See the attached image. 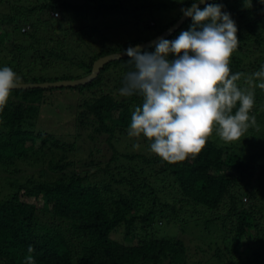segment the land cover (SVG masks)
Instances as JSON below:
<instances>
[{
    "label": "trees",
    "instance_id": "16d2710c",
    "mask_svg": "<svg viewBox=\"0 0 264 264\" xmlns=\"http://www.w3.org/2000/svg\"><path fill=\"white\" fill-rule=\"evenodd\" d=\"M123 1L35 0L28 8L26 0H0V67H11L21 84L85 78L98 59L162 35L193 2L136 0L130 15ZM210 3L223 4L237 25L230 67L249 87L246 77L264 65V0ZM90 12L114 24L135 15L129 23L139 34L120 44L94 41L79 55L75 48L101 32ZM128 60L105 65L85 85L12 91L0 112V188L7 189L0 191V264H27L29 255L35 264H264V90L254 88L256 124L239 141L213 134L194 159L170 164L147 138L128 135L142 104L119 95ZM65 89L80 97L75 141L29 129L47 95ZM191 228L201 229L203 244L189 241ZM168 229L178 232L162 233Z\"/></svg>",
    "mask_w": 264,
    "mask_h": 264
},
{
    "label": "clouds",
    "instance_id": "9594fccd",
    "mask_svg": "<svg viewBox=\"0 0 264 264\" xmlns=\"http://www.w3.org/2000/svg\"><path fill=\"white\" fill-rule=\"evenodd\" d=\"M247 4L251 7L252 0ZM223 9V4L193 0L190 7L181 8L192 21L188 30L172 40L160 38L152 51L140 45L125 50L132 67L119 95L142 98L131 114L128 135L147 138L150 151L170 164L194 159L213 134L232 143L256 124L250 112L254 88L264 90V65L246 77L249 87L238 85L245 74H233L230 67L240 42L238 28ZM20 85L21 78L11 67H0V112ZM33 251L29 246L28 252ZM26 260L35 264L30 255Z\"/></svg>",
    "mask_w": 264,
    "mask_h": 264
},
{
    "label": "rangeland",
    "instance_id": "374dc122",
    "mask_svg": "<svg viewBox=\"0 0 264 264\" xmlns=\"http://www.w3.org/2000/svg\"><path fill=\"white\" fill-rule=\"evenodd\" d=\"M70 1L75 2L76 0H70ZM77 1H80V0H77ZM139 1L143 2L145 0H139ZM26 2L28 5V8H31L32 6L37 4L35 3V0H26ZM123 3L127 4L128 8H130L128 10V13L130 15L133 14L134 10L132 9V6L136 5V0H124ZM133 16H129L131 17L128 19L129 22H132L134 20L132 19ZM95 18H96V14L93 12H90L89 20H94ZM101 21H108V22L111 21L110 23L113 24V27H109L110 23L108 25L102 24L100 23ZM112 21L113 19L111 18L109 19V17L108 18L105 17L104 19L100 20V22L94 20V23L96 25L100 24L98 26L101 32L98 35L94 36V38L92 39H89L88 37L86 42L82 43L81 45L82 48H80L81 49L80 51L77 50V48H75V44H74L76 53L79 55L87 54L85 50L87 49V47H91L94 41L96 42L102 41L101 42L102 45L108 44L107 41L111 42L112 44H120L122 42H125L127 40H130L138 36L139 33L136 32L135 28H133L132 26L133 24L131 25L129 22H125L124 24H119L118 22L117 24H114L116 22H112ZM144 21L146 22V19H144ZM105 28H109V29H105ZM104 30H107L104 33L106 37L104 40H101L100 37L103 35ZM95 48L98 49L97 47ZM57 94L59 96H57ZM47 96H50L49 101L47 102L46 105L42 106L37 120L34 121L33 125L29 126V129L35 128L38 131L49 132V133L55 134L58 137H63V138L75 141L74 136H70V135H72V132H71L72 126H73V122L75 121V113L77 111L76 109H77V105L79 102L78 100H80V97H77L75 93H73L71 90H68V89H65L61 92H57L56 94H52V95L49 94ZM85 156L86 155H84L83 157ZM0 191L7 193V189L5 188H0ZM177 232H178L177 230L174 231V230H169V229L166 231H162V233H165V234L166 233L171 234V233H177ZM188 235H189L188 237L191 238V239L188 238L189 241L193 242L194 245L203 244L202 241H203L204 235L201 232L200 228H191ZM203 264H206V263H203Z\"/></svg>",
    "mask_w": 264,
    "mask_h": 264
},
{
    "label": "water",
    "instance_id": "95a60500",
    "mask_svg": "<svg viewBox=\"0 0 264 264\" xmlns=\"http://www.w3.org/2000/svg\"><path fill=\"white\" fill-rule=\"evenodd\" d=\"M216 0H206L207 3L213 2ZM199 7L205 6L203 3H200L198 5ZM189 17H183L174 25L172 26L169 30L164 32L162 35L158 36L157 38L140 45L143 49H147L153 46V43L160 38H168L171 35H173L187 20ZM128 57L125 52L123 53H118V54H111L105 57H102L98 59L97 61L94 62L92 72L89 76L78 79V80H62V81H56V82H45V83H34V84H21L18 88L16 89H50V88H68V87H76L79 85H85L91 81H93L100 73L101 69L114 61L123 59ZM14 89V90H16Z\"/></svg>",
    "mask_w": 264,
    "mask_h": 264
},
{
    "label": "built area",
    "instance_id": "2783aa9c",
    "mask_svg": "<svg viewBox=\"0 0 264 264\" xmlns=\"http://www.w3.org/2000/svg\"><path fill=\"white\" fill-rule=\"evenodd\" d=\"M58 14H56V16H57ZM23 31H25V30H23Z\"/></svg>",
    "mask_w": 264,
    "mask_h": 264
}]
</instances>
